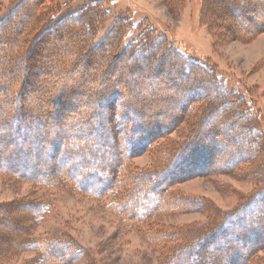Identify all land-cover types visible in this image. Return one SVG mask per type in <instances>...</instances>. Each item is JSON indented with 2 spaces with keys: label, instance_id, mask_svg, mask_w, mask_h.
<instances>
[{
  "label": "trees",
  "instance_id": "obj_1",
  "mask_svg": "<svg viewBox=\"0 0 264 264\" xmlns=\"http://www.w3.org/2000/svg\"><path fill=\"white\" fill-rule=\"evenodd\" d=\"M72 3L73 0H65L64 8H70ZM258 3L264 4V0H204L203 12L215 30H222L223 33L227 30L230 35L238 36L231 26L242 20L249 21L256 12L263 14L261 8L256 7ZM234 4L239 5L236 10L232 9ZM98 6L92 4L80 11H70L54 22L55 17L63 11L60 0H22L0 18V45L4 40L10 50L0 54L3 57L0 71L12 75L6 86H0V133H3L0 139L5 147H10L6 154L0 152V173L43 189L55 188L65 181L68 190L98 201L115 191L118 198L112 205L126 220L135 223L197 210L203 204L201 201L176 195L171 188L180 178L192 174V171L185 174L183 171L185 163L204 147L206 138H209L211 127L206 130L204 124L202 126L204 119L210 115H214L211 120L217 118L222 111L226 115L232 110V101L229 96L221 95L210 99L212 92L219 93L218 87H223L222 84L217 85L215 69L175 49L167 37L154 28L142 26L137 39L126 41L130 21L119 16L108 33L97 41L99 30L110 16ZM244 34L252 35L250 32ZM53 41L59 44L56 48L50 46ZM43 59L52 61L42 68ZM80 68L90 74L80 79H67L68 84L57 78L56 84L49 87L50 98L40 100L44 96L38 83L40 75L61 72L67 76ZM121 71L135 75L132 87L123 79L125 77ZM171 71H178L176 76L182 77L183 85L188 82L200 87L206 85L208 96L203 99H208L211 108L205 110L203 118L194 126L190 139L176 152L175 149L167 150L155 167L133 169L130 167L132 159L150 151L159 140L176 130L191 113V107L203 100L198 94L171 97L174 104L169 106L162 97V100L155 99L157 104L152 111H137L136 106L142 103V97L131 98L135 94L145 96L148 93L146 86L152 88L153 85L157 93L164 95L171 88L166 80H160L167 86L162 88L158 82H150V78L165 77L171 80ZM179 84L181 82L177 86ZM86 86L91 88L86 89ZM84 88L88 95L83 102L80 100L84 96ZM32 97H39L43 102L37 107L43 112L37 114L27 108L26 104ZM77 100L80 106L76 104ZM73 102L76 103L73 105ZM68 103L74 107L69 114V111H65ZM106 111L108 128L101 131L104 125L102 113ZM62 116L65 120L60 121ZM46 119L61 130L47 136L43 132ZM224 126H228L227 121ZM61 127H67L70 131L76 129L79 135L65 132ZM213 129L219 131V126L216 124ZM241 130V127L237 129L239 133ZM247 131L251 136L253 132ZM94 134L101 143H95L99 147L89 149L90 141L81 142ZM110 141L112 146L109 151L105 147ZM258 141L252 143L255 154L261 147ZM73 143L82 145L69 147ZM30 156L35 157L36 164L48 172L46 178L40 177V169L24 172L12 164L13 159H29ZM58 156H62L63 162L75 164L63 170L48 164L47 157ZM4 161L10 164L4 165ZM258 198L254 201L258 202ZM259 201L262 206L257 209V219L245 220L244 211L229 214L222 218L219 225L205 233L180 231L170 234L163 229L150 227L154 230L149 238L154 244H173L163 264H250L251 258L264 251V199L259 198ZM4 210L6 206H0V214ZM7 210L18 211L19 216L14 218L25 224L23 228H18L22 234L18 240H8L0 233V264H11L26 251L38 254L33 264H76L84 256L85 250L75 242L32 235L35 225L50 211L47 203L21 201L8 205ZM4 214L2 217L6 219ZM253 224L263 228L258 232L262 236L257 238L251 235L254 234ZM246 243L253 246L245 249Z\"/></svg>",
  "mask_w": 264,
  "mask_h": 264
},
{
  "label": "rangeland",
  "instance_id": "obj_2",
  "mask_svg": "<svg viewBox=\"0 0 264 264\" xmlns=\"http://www.w3.org/2000/svg\"><path fill=\"white\" fill-rule=\"evenodd\" d=\"M21 1L0 0V18ZM92 4H98L99 8L110 15L108 22L99 30L97 41H100L113 26L114 21L122 16L130 21L126 41L137 39L142 26L154 28L156 32L166 36L175 49L197 61L207 63L215 69L217 85L222 84L223 87H218L219 93L214 91L209 98L216 99L218 95L229 96L232 101V110L226 115L222 111L219 117L212 120L211 116L214 115H210L206 120L204 119V122L202 121V126L204 124L206 130L211 127L209 138H206L204 147L198 149L192 159L185 163L183 174L189 171H192V174L186 178H180L171 188L174 194L190 200L201 201L203 204L197 210L153 217L148 222L135 223L126 220L124 215L119 214L115 206L112 205L118 198L115 191L112 195L98 201L68 190L65 181L60 182L55 188L43 189L31 182L18 181L0 173V206H6L5 212L1 211L0 214V233L8 240H18L22 236L18 228H23L25 223L14 218L20 213L7 210L8 205L21 201L47 203L50 211L45 214L43 220L35 225L31 233L36 237L70 241L81 246L85 250L84 256L76 264H163L173 244H154L149 238L154 230L150 227L163 229L170 234L180 231L205 233L219 225L222 218L224 219L229 214L234 215L244 211L245 220H250L253 217L257 219V209L262 206L259 198L264 199V10L262 9L264 4L258 3L256 6L261 8L263 14L260 15L259 12H256L253 17L249 18V21L242 20L231 26L238 32V36L230 35L227 30L223 33L222 30H215L212 27L203 12L204 0H73L70 8H64L65 0H60L63 11L61 15L55 17L54 22L70 11H80ZM237 7L239 5L234 4L232 9L236 10ZM76 27L78 28V25H75ZM245 32H250L252 35L246 36ZM242 35L246 37H242ZM58 45L55 41L50 42V46L53 48ZM8 52L10 50L3 40L0 45V54ZM2 59L3 57L0 55V61ZM50 61L52 60L43 59L41 67L45 68ZM42 70L45 72L44 69ZM177 72H170L173 75L171 80L165 77L150 78V82H158L162 88L167 86L160 80H164V82L166 80L167 85L171 88L161 95L159 92L157 93V88L154 85L152 88L146 86L148 93L145 96L135 94L134 98L130 97L131 100L142 97V103L136 106V110L142 113H148V110L152 111L153 106L157 104L156 98L160 100L163 97L162 99L166 100L165 103L170 106L174 104L171 97L182 98L198 94L203 99L208 96L206 85L202 84L200 87L191 84V82L183 85L182 77L176 76ZM45 73L38 77L41 93L44 96L42 99L32 97L26 104L30 111L34 110L37 114L44 111L37 107L43 103L40 100L50 98L49 87L56 84L57 78L68 84V80L71 78L80 79V77L90 74L89 71L83 72L81 68L67 76L62 75L61 72H55L54 75ZM118 75L120 76V74ZM121 75L132 87L135 75L125 74L123 71H121ZM11 77L12 75L9 73L0 71V86H6ZM179 82H181L179 84L181 88L177 86ZM88 87L86 86V89ZM7 91L4 89L5 93H8ZM82 91H84V96L80 101L84 102L88 92L85 91V88ZM32 93L34 94V92ZM72 100L74 101L75 98ZM72 104L66 105L65 111H69L67 114L71 113L74 108ZM76 104L80 106L78 100ZM164 106L167 105L164 104ZM4 107L7 108V105ZM210 108L211 104L207 98L192 106L191 113L182 125L167 137L159 140L150 151L132 159L130 167L138 170L149 169L158 165L167 150L175 149L176 152L182 144L190 139L194 126L203 118L205 110ZM211 113L214 114L213 111ZM106 115L107 111L102 113V117H104L102 124L104 123V125L101 131L108 126L105 121ZM49 119L56 121L53 117H49ZM49 119H46L47 125L43 131L47 136L54 131L61 130L56 125L49 124ZM225 119H228L226 120L228 126H224ZM63 120H65L64 116L60 121ZM216 124L219 126V131L213 129ZM240 127L242 128L241 133L237 131ZM61 128L65 132L79 133L76 129L70 131L67 127ZM247 130L253 132V136H249ZM40 136H43V133H40ZM256 140H259L261 147L255 154L252 143ZM86 141H90L89 149L99 147L94 144L101 143L96 134L89 139H82L81 143ZM74 142L76 141L74 140ZM81 145L73 143L69 147L78 148ZM111 146L112 141L107 144L105 149L110 151ZM9 148L5 147L4 142L0 139V152L6 154L10 151ZM48 155L49 153H47ZM47 160L48 164L56 166L59 170L67 169L72 166V163L75 164L71 161L63 162L62 156L60 158L59 156L47 157ZM36 162L37 159L30 156L29 159L26 157L17 161L13 159L12 164L24 172H35V169H40L42 173L40 177L46 178L48 172L40 168ZM8 163V161H4V165H8ZM256 197H259L258 202L254 201ZM3 214L6 215V219L2 217ZM260 229L253 224L252 232L257 233L255 235L251 233V235L262 236L260 233L258 234ZM253 236H251L252 239ZM247 244L245 249L253 246L252 243ZM37 258L38 254L35 251H26L11 264H33ZM250 264H264V251L251 258Z\"/></svg>",
  "mask_w": 264,
  "mask_h": 264
}]
</instances>
